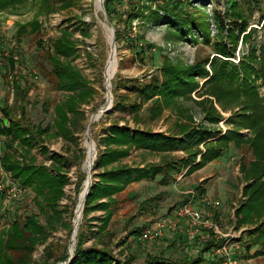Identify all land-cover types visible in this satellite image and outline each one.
Listing matches in <instances>:
<instances>
[{
    "label": "rangeland",
    "instance_id": "obj_1",
    "mask_svg": "<svg viewBox=\"0 0 264 264\" xmlns=\"http://www.w3.org/2000/svg\"><path fill=\"white\" fill-rule=\"evenodd\" d=\"M173 3H182V10H177V13L179 16L185 15L190 21L188 26L183 27L184 31L189 32L182 37L179 28L172 24L177 22L178 17L164 12V8ZM234 3L238 11L249 22L248 32L251 29L256 31L249 44H254L260 49L264 45V0H122L114 2L111 16L100 8L97 0H73L72 6L68 9H61L58 5L54 13L49 16H40L38 18L41 23L40 32L27 35L21 41L16 38L17 24L32 21L35 14L40 11L39 3L29 0L23 6L18 7L13 14L0 12V50L10 52L18 48L21 58L20 71H27L32 75L29 78L31 87L28 92L26 110L22 115V110L15 106L12 88L8 81V72L0 70V106L12 107L11 114L14 120H21L24 125L28 126L41 128L52 126L55 117L54 107L64 99L67 93L59 92L55 88L56 79L50 73L52 67L48 60V51L53 53V42L61 37L63 31H67L75 43L76 54L71 57L74 66L82 73L94 92L89 102L80 107V113L83 116L79 119L74 131L79 147L76 143H69L54 136L52 129L45 143H39L33 149V162L36 166L44 165L49 169L57 167L68 179L65 197L60 201L59 209L63 211L64 221L71 227L68 229L57 225V230L49 232L47 242L35 249L33 264H47L44 260L48 246L52 247L54 257L48 264H54V260L63 255L70 256L69 251L72 247L74 259L79 233H84L87 237L84 247L96 246L102 249L103 244L108 245L117 260L124 261L131 257L134 258L132 264H144L149 257L160 253L174 260L196 258L202 250L197 240L199 235H192L191 227L185 223L178 222V228H168L160 239L152 242L140 241L139 237L156 219L169 216L174 207L188 202L191 198L187 196L191 192L195 193L194 206L203 207L200 210L205 212H213L207 208L205 201L218 202L219 211L228 207L230 212L245 201L243 196L239 197L244 181L237 168L240 163L250 159L249 154L245 155L246 148L241 150L232 148L220 162L210 163L200 172L191 175L186 174L187 167L183 160L186 159L187 154L180 148L168 154L153 153L148 149H133L130 156L117 165L126 164L132 169L146 170L159 167L161 172L130 184L125 191L116 196L118 204L114 207L115 214L108 226V234L98 232L101 226L99 219L105 216L104 211L88 213L86 218L82 212L77 235L72 240L74 218L87 184L89 174L87 171L93 167L91 162L94 165L95 161L109 149L117 148V146L107 144V138L112 136V129L118 126L125 127L131 132L140 129L172 134L176 119L173 112L166 110L160 120L151 122L146 110L149 101L145 99L146 96L135 92V85L149 82L152 77L161 80V69L168 64L182 68L204 64L211 73V65L206 61H212L217 56L214 51L215 43L221 40L229 42L220 33L213 13H219L225 23L231 27V22L237 19L229 17ZM153 11L159 12L161 16L159 21L149 18ZM194 20L195 24L192 23ZM199 26L206 27L210 42L206 41L207 34ZM113 30H115L114 53L111 46L112 41L110 42ZM38 41L42 42L43 47L38 46ZM247 53L248 46L243 43L241 37L233 62L238 64L243 55ZM112 60L116 61V72L113 77L115 79H112L113 82L111 81L108 86L106 67ZM197 81L200 86L204 83L201 78H197ZM117 84L118 86L115 87ZM257 85H259L260 95L264 97L262 81L258 80ZM200 94L196 91L192 97L196 101L201 100ZM108 97L113 103L109 111L103 112ZM129 105L133 107L142 105V109L139 113L130 115L127 112ZM185 105L192 111L193 125H203L212 129H220L223 132L232 129V126H228L225 122L239 112V109L223 112L219 108L224 120L218 126H211L204 122V114L197 105L191 102ZM97 115H100L99 118L89 129L90 123ZM242 133L246 135L250 131L243 130ZM43 145L47 149V154L42 150ZM87 145H92L94 149L93 160L90 161L87 160L89 154ZM78 149L84 152V160L80 166L69 162L77 156ZM54 155L64 159V169L52 163ZM16 159L19 160L17 156ZM24 163L27 162L24 161ZM85 163L87 168H85ZM104 170L100 168L92 171L91 185L100 183V175ZM81 177H83V182L77 191V183ZM200 178H207L204 180L207 188H201L202 183L198 182ZM24 188L28 190L25 198L21 201H13L5 211H3L4 202L0 199V234L8 230L14 220L19 217L28 214L39 215L34 201L35 194L30 188ZM223 188H225L224 191L221 190ZM202 190L209 191V194H203ZM222 192L227 193L226 203H222L223 200L218 197ZM103 202H106V199ZM213 210L216 215L217 208ZM214 219L224 234L235 236L233 242L238 243L240 247L235 254L238 264H264V256L256 258V261L249 262L247 259L246 241L249 240L248 234L253 229L252 226L244 227L245 230L241 232L233 212L228 213L221 221L216 220V216ZM40 220L43 223L46 222L43 216H40ZM183 230L186 232L185 236L180 233ZM203 257L209 261L213 255L207 252ZM64 263L57 262V264Z\"/></svg>",
    "mask_w": 264,
    "mask_h": 264
},
{
    "label": "trees",
    "instance_id": "obj_2",
    "mask_svg": "<svg viewBox=\"0 0 264 264\" xmlns=\"http://www.w3.org/2000/svg\"><path fill=\"white\" fill-rule=\"evenodd\" d=\"M28 1L0 0V12L13 14L18 7ZM34 1L39 3L40 11L35 14L32 21L17 24L18 41L27 35L40 32L41 23L38 21L40 16H49L54 13L58 5L61 9H68L73 4V0ZM115 1L122 0H105L104 2L109 16L113 14ZM235 4L231 7L229 17L237 19L231 22V27L225 23L219 13H213L220 33L229 42L221 40L215 43L214 51L217 56L212 61H206L211 65V73L204 64L188 68L168 64L161 69V80L152 77L149 82L135 85V92L146 96L145 99L149 101L146 109L149 120L156 122L163 117L166 110H171L176 117L174 129L170 135L140 129L131 132L125 127L118 126L112 129V136L107 138V144L117 148L109 149L95 161L93 170L100 168L105 170L100 175V183L91 185L84 209V218L94 211L105 212L103 219H99L101 223L98 228L99 233L108 234L109 232L108 226L115 214L114 207L118 204L117 195L125 191L130 184L161 172L159 167L146 170L132 169L126 164L117 165L129 157L133 149H148L153 153L168 154L180 148L187 154L183 161L188 174L222 159L232 148L236 150L246 148L245 155L249 154L250 159L240 163L241 173L246 183L243 187V196L246 199L236 210L237 226L239 229L253 227L248 234L249 240L246 241L247 259L264 256V97L260 95L259 85H257V81L261 80L264 87V45L258 49L254 44H249L256 31L251 29L248 32L249 22L238 11ZM177 10H182V3H173L164 8L165 13L178 17L177 22L172 24L179 28L182 37L189 32L184 31L183 27L188 26L190 21L185 15L179 16ZM149 18L159 21L161 16L158 11H153ZM192 23L195 24V20ZM199 27L207 34L206 41L210 42L206 27ZM62 33L61 37L53 42V53L48 51V60L52 67L50 73L56 79L55 88L59 92L67 93L64 99L54 107L55 117L52 126L41 128L24 125L21 120L12 118V107L0 106V122L2 123L0 162L21 187H27L33 191L34 201L39 211V215L28 214L15 219L11 227L0 234V264H33L34 251L39 245L47 242L49 232L57 230V225L71 229L63 219V211L59 209V203L65 197L68 179L57 167L49 169L44 165L36 166L33 162V149L39 143H45L52 129L54 136L77 144L74 131L79 119L83 116L80 113V107L87 104L94 95L86 79L71 60V57L76 54L75 43L67 31ZM116 36L118 40V34ZM241 37L243 43L248 46V53L244 54L240 62L236 64L233 59H235ZM38 46L43 47L41 41H38ZM19 56L18 48L11 50L8 56L2 55L0 64L12 75L11 86L14 90L15 106H18L24 115L31 87L29 78L32 75L27 71H20ZM16 70L18 72L14 74ZM197 78L204 80L201 86ZM117 86L118 84L115 87ZM196 91L201 93V100L196 101L192 97ZM188 102L200 108L204 114V122L211 126H218L224 120L219 108L223 112L235 109H239V112L226 120L225 123L232 126V129L223 132L203 125H193L194 116L191 109L185 105ZM141 109L142 105L127 106V112L130 115L139 113ZM243 130H249L250 133L244 135ZM77 146L79 147L78 144ZM42 150L45 154L48 153L44 145ZM76 154L78 157L75 156L76 158L70 159L69 162L80 166L84 160V152L78 149ZM16 156L23 161L17 160ZM52 163L64 169L65 161L60 156L54 155ZM82 182L83 177L77 183V191ZM104 199L106 202H103ZM40 216L46 219L45 223L41 222ZM198 234L197 240L202 250L196 258L174 260L160 253L149 257L144 264L205 263L203 255L207 252L211 253L212 247L220 248L224 241H216L213 233L208 230H201ZM86 240L84 233H79L75 258L70 264H132L134 261L131 257L124 261L117 260L108 245L103 244L102 249L96 246L86 248L84 247ZM254 248L256 250L251 254ZM46 252L44 261L48 264L51 259H54L52 247L48 246ZM69 257V255H63L54 260V264L58 261L66 262ZM212 261L210 264H220L221 259L213 256Z\"/></svg>",
    "mask_w": 264,
    "mask_h": 264
},
{
    "label": "built area",
    "instance_id": "obj_3",
    "mask_svg": "<svg viewBox=\"0 0 264 264\" xmlns=\"http://www.w3.org/2000/svg\"><path fill=\"white\" fill-rule=\"evenodd\" d=\"M3 55L8 56L9 52L3 51ZM2 123L0 122V126ZM28 190L21 187L18 182L12 177L11 173L7 172L0 162V198L3 199V211L13 201H21L25 198ZM190 200L186 203L177 205L173 211V215L167 217H160L156 219L151 226L145 229L139 240L143 242H152L160 239L168 228H178V219L188 221L191 227V234L196 235L201 230L211 231L216 241H224L220 248L212 247L211 253L213 256L220 258V264H238L236 258V251L240 249L238 243H234L235 236L231 234H224L218 224L215 222L214 210L218 203L205 201L208 209L211 211H202L193 206L195 193H190ZM234 248V249H233ZM236 248V249H235Z\"/></svg>",
    "mask_w": 264,
    "mask_h": 264
},
{
    "label": "crops",
    "instance_id": "obj_4",
    "mask_svg": "<svg viewBox=\"0 0 264 264\" xmlns=\"http://www.w3.org/2000/svg\"><path fill=\"white\" fill-rule=\"evenodd\" d=\"M8 23H10V21H8ZM4 53H3V51H1L0 50V58L2 57V55H3ZM9 54V53H8ZM0 70H4V71H6V72H8V78H9V83H10V85H11V83H12V75H11V73L9 72V71H7V70H5V68H3V66H1V64H0ZM18 71L16 70L15 72H14V74L15 73H17ZM11 88H12V93H13V96H14V90H13V87L12 86H10ZM220 160L221 159H219V160H216V161H214V162H212L213 164H216V163H218V162H220ZM211 163V164H212ZM209 165V164H208ZM204 168H206V166L204 167ZM204 168H202V169H204ZM202 169H200V170H196V171H194V172H192V173H190V175L191 174H196L197 172H200ZM237 170H238V172L240 171V173H241V165L239 164L238 165V168H237ZM187 171H188V169H186V174H187ZM242 174V173H241ZM242 176H243V174H242ZM205 179H207V178H200L199 180H198V182L200 183H202L200 186H201V188H207V186L205 185V183H204V180ZM243 181H244V179H243ZM245 182H244V184H243V186H242V188L240 189L241 190V195H239V197L241 196H243V187L245 186ZM216 186V185H215ZM218 186V185H217ZM220 187H222L221 185H219ZM222 191H224L225 190V188H223V189H221ZM202 192H203V194L204 193H206L205 195H208L209 194V191H206L205 192V190H202ZM189 193H190V191H189ZM190 197V195L188 194V196H187V198H189ZM220 199H222L223 201H222V203H226V199H227V193L226 192H222V193H219V196H218ZM217 197V198H218ZM244 197V196H243ZM0 199H2V198H0ZM244 199H246L245 197H244ZM243 199V200H244ZM3 200V199H2ZM218 203V202H217ZM193 206H194V204H193ZM195 207V206H194ZM240 206H238L237 208H234L233 210H232V212L233 213H235V216H236V210L239 208ZM196 208V207H195ZM203 209V207H199V208H197V209ZM174 209H175V207H174ZM174 209H173V211H174ZM217 210H218V207H217ZM173 211L171 212V214L169 215V216H171V215H173ZM232 212H230L229 211V209H228V207H225V209H223V211H217V213H216V220H222L223 219V217H225L228 213L229 214H231ZM237 218V217H236ZM186 221V220H185ZM178 222L180 223V222H182L183 224L185 223L186 225H189V223H188V221H186V222H184V220H182V219H178ZM190 226V225H189ZM239 229V228H238ZM241 232H243L244 230H245V228H241ZM180 233H182L181 235H186V232H185V230H183V231H180ZM199 234H197L196 236H198ZM202 235H204L205 236V234H202ZM193 238V237H192ZM256 250V248H254L252 251H251V254H253L254 253V251ZM259 258V257H258ZM207 259L205 258V263L206 264H210V262H213L212 261V258L209 260V261H207ZM249 262L250 261H256V258L255 257H253V258H251V259H249L248 260ZM204 263V264H205Z\"/></svg>",
    "mask_w": 264,
    "mask_h": 264
},
{
    "label": "bare ground",
    "instance_id": "obj_5",
    "mask_svg": "<svg viewBox=\"0 0 264 264\" xmlns=\"http://www.w3.org/2000/svg\"><path fill=\"white\" fill-rule=\"evenodd\" d=\"M112 41V38L110 37V42ZM112 44V43H111ZM112 51H113V53H114V49H113V47H112ZM116 61H114V60H112L111 62H110V64H109V66L108 67H106L107 68V80H106V82H107V85L109 86V84L111 83V81H112V78H113V76H114V74H115V72H116V63H115ZM110 92V94H111V91H109ZM111 96H112V94H111ZM107 101L108 102H110V98L108 97L107 98ZM99 116L100 115H97L96 116V118L94 119V121H96L98 118H99ZM88 146V148L87 149H89V154L87 155V160H93V152H94V149H93V147H92V145H87ZM89 166H90V162H89ZM91 166H93V162H91ZM85 168H87V165H86V163H85ZM91 170V167H90V169H89V171ZM89 171H87V172H89ZM87 184H86V187L84 188V190H83V197H84V199H83V197H82V199H81V202H80V204L78 205V208H77V213H76V216H75V221H74V223H75V226H76V231H77V229H78V227H79V225H80V222H81V216H82V212H83V204H84V202H85V194H86V189L89 187V184H90V180L89 181H87L86 182ZM76 237V235H74V237L73 238H75ZM71 250H72V253H73V247L71 248Z\"/></svg>",
    "mask_w": 264,
    "mask_h": 264
},
{
    "label": "water",
    "instance_id": "obj_6",
    "mask_svg": "<svg viewBox=\"0 0 264 264\" xmlns=\"http://www.w3.org/2000/svg\"><path fill=\"white\" fill-rule=\"evenodd\" d=\"M97 4H99L100 8L106 13V10H105V6H104V0H97ZM112 47L115 48V30H113V36H112ZM111 96V94H110ZM112 100L110 102L107 101V104L105 106V108H103V112H107L110 110L111 108V105H112ZM93 122L94 120H92V122L90 123L89 125V129L92 127L93 125ZM91 142L93 143V140H91ZM92 171H93V167L91 168V170L89 171V174H88V179L87 181L90 180V182L92 183ZM90 188H91V184L90 186L86 189V194H85V202L83 204V212H84V209H85V204H86V199H87V196L89 195V191H90ZM76 216V214H75ZM74 221H75V218H74ZM74 235H77V231H76V226H75V223H74V231L72 233V240L75 239L73 238ZM69 254H70V257L69 259L64 263V264H70L73 260V253H72V250L69 251Z\"/></svg>",
    "mask_w": 264,
    "mask_h": 264
}]
</instances>
